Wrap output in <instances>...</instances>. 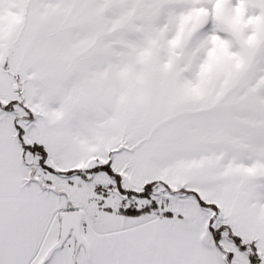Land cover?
Segmentation results:
<instances>
[{
    "label": "snow or ice",
    "instance_id": "1",
    "mask_svg": "<svg viewBox=\"0 0 264 264\" xmlns=\"http://www.w3.org/2000/svg\"><path fill=\"white\" fill-rule=\"evenodd\" d=\"M0 264H264V0H0Z\"/></svg>",
    "mask_w": 264,
    "mask_h": 264
}]
</instances>
